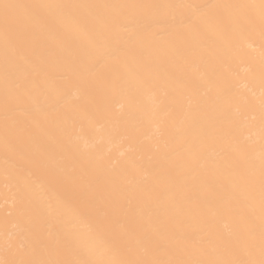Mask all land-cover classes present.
I'll list each match as a JSON object with an SVG mask.
<instances>
[{"label": "bare ground", "instance_id": "1", "mask_svg": "<svg viewBox=\"0 0 264 264\" xmlns=\"http://www.w3.org/2000/svg\"><path fill=\"white\" fill-rule=\"evenodd\" d=\"M0 264H264V0H0Z\"/></svg>", "mask_w": 264, "mask_h": 264}]
</instances>
